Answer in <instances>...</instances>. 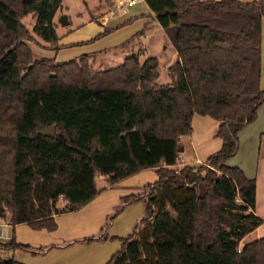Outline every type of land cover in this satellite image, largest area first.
Listing matches in <instances>:
<instances>
[{
    "label": "trees",
    "instance_id": "obj_1",
    "mask_svg": "<svg viewBox=\"0 0 264 264\" xmlns=\"http://www.w3.org/2000/svg\"><path fill=\"white\" fill-rule=\"evenodd\" d=\"M144 1L177 52L170 84L158 82L154 57L131 53L101 70L87 54L36 58L27 41L61 48L53 18L62 0H0V218L9 214L14 226L0 250L44 251L17 241L15 226L53 231L55 214L154 168L143 216L126 236H111L120 246L103 264H264V235L243 239L262 222L256 179L227 163L264 98V0ZM195 113L219 122L221 145L202 163L178 168L180 137L191 133ZM51 125L53 136L39 132ZM140 198L122 196L121 210ZM0 264L26 263L0 256Z\"/></svg>",
    "mask_w": 264,
    "mask_h": 264
},
{
    "label": "crops",
    "instance_id": "obj_2",
    "mask_svg": "<svg viewBox=\"0 0 264 264\" xmlns=\"http://www.w3.org/2000/svg\"><path fill=\"white\" fill-rule=\"evenodd\" d=\"M124 1L125 0H120L118 2L120 8L124 7L122 9V15L118 14L116 9H112L114 2L109 1L106 13L100 12L101 14L98 15L89 14V17H87L84 22L78 24V17L72 20L62 11V0L61 7L53 18L54 28L59 37L58 46L61 48L48 51L50 48L38 42L39 44L36 43L37 46L31 48V51H34L35 53H43L45 51L43 48H48L46 49L48 51L46 57L53 59L56 62H64L87 54L90 56L89 66L91 67V64L101 62L103 57L109 54H112L111 56L120 55L123 57V61L127 55L135 52V50L141 46L139 53L141 52L143 54V59H139L140 61H143L148 57H154L157 59L159 71L161 67L167 69L173 62H175L177 52L162 27L157 23L153 12L150 11L144 0L143 2L140 0L137 4L129 8L121 5ZM238 1L245 3L252 0ZM102 9L103 7L101 6L100 11H102ZM63 15L66 17L64 20V23L66 24L62 26L58 20H61ZM55 18H58V20H55ZM104 29H108L110 32L101 36L94 42H88ZM263 76L264 18L261 20V77ZM180 150H183V147H180ZM203 160L196 156L195 164L191 165L200 164ZM181 166L182 164L176 165L178 168ZM141 173L142 171L136 172L133 176L119 181L112 187L107 186L105 190L92 198L78 210L55 214V220L57 223L55 230L47 231L45 229H32V234L39 235V240L43 243L40 246L47 247L44 251L33 254L30 250L17 248L12 250L11 256L26 264L105 263L111 254L117 250L116 247L118 248V245L114 243L111 244L108 240H101V242L96 240L86 242L83 241L82 238L98 234L102 229L104 217L113 207L112 202L118 203V196L120 198L122 196L130 195L136 191L138 185H145L144 180L139 181L140 179L138 177ZM131 177H137V179L131 181ZM102 179L104 180V177H102ZM101 185H104V183ZM62 203L63 201L59 200L58 204ZM132 204L133 203L130 202L126 208L129 209ZM254 213L258 216L255 209ZM141 214L142 209L133 219H131L130 226L133 225L134 220ZM18 226L20 227V224L15 226V231ZM112 235L116 236L115 233ZM259 236L261 235L258 234L256 237ZM16 240L20 242L19 239ZM7 250L10 249L0 250V256L6 257Z\"/></svg>",
    "mask_w": 264,
    "mask_h": 264
},
{
    "label": "rangeland",
    "instance_id": "obj_3",
    "mask_svg": "<svg viewBox=\"0 0 264 264\" xmlns=\"http://www.w3.org/2000/svg\"><path fill=\"white\" fill-rule=\"evenodd\" d=\"M114 2L112 9H116L118 14H123V8H120L118 2L120 0H63L62 11L64 14H67L72 20L77 18L78 24L84 22L89 14L98 15L101 13H106L108 9V2ZM122 1V0H121ZM143 2V0H142ZM103 7L100 11V7ZM101 12V13H100ZM59 18V17H58ZM58 18H55V20ZM59 21V20H58ZM24 26L31 31L34 25V19L31 15H27L23 18ZM59 32V30H58ZM97 35V34H96ZM94 42V41H93ZM29 48H34L37 46L34 41H27ZM41 43V42H40ZM91 43V42H90ZM43 44V43H42ZM141 46H139L133 54H137L140 60L143 59V54L140 51ZM45 51L43 53H35L32 51L36 58H48L46 53L51 51V49L43 48ZM48 49V51L46 50ZM32 50V49H31ZM43 51V50H41ZM112 54L106 55L103 57L101 62H96L91 64L93 70L107 69L114 67L122 62L120 55L111 56ZM68 61V60H67ZM56 62V61H55ZM158 82L161 84H170V79L168 77L167 69L160 68ZM260 87L264 88V76H260ZM218 121L207 115L193 114L191 125L192 131L189 135H182L180 137V147H183V150L179 151L178 164L191 165L195 164L196 156L205 160V157L217 150L221 145V139L216 136V130L218 126ZM203 160V161H204ZM230 165L239 166L244 170L247 176L255 177L256 179V199H255V211L258 213V216L261 218L262 222L250 233H248L243 239L248 240L256 238V236L264 235V98L257 108L256 119L247 124L239 132V143L236 153L227 161ZM142 173L139 175V181H143L145 185H138L136 191L130 194L132 197H141L140 199L133 201L132 206L127 209L126 205L121 210V197L118 196V203L112 202L113 207L104 217L102 229L98 234H105L110 238L107 239H96V241H110L111 244L114 243L118 245L119 248V239L111 238L113 233L116 236H126L133 230V226L139 218L144 214V198L147 191L146 184L152 183L155 181L156 172L155 169H144L141 170ZM140 171V172H141ZM133 176V175H131ZM130 177V176H129ZM154 177V178H153ZM132 180H136L137 177H131ZM97 182L99 185L102 183L105 184V181L101 176H97ZM112 201V199H111ZM120 201V202H119ZM142 209V214L138 216L133 225L130 226L131 219H133L136 214ZM118 211V212H117ZM117 212V213H116ZM116 213V214H115ZM9 214H7V217ZM130 229V230H129ZM28 230V231H27ZM35 230V229H34ZM116 232H115V231ZM33 230L27 224L21 223L20 227L18 226L15 231L16 239H19L22 243H27L31 247L40 246L39 235H33ZM94 241V240H93ZM92 242V241H91ZM116 247V249H118ZM6 257H12V250H7ZM30 252V251H28ZM32 253V252H31ZM34 254V253H33Z\"/></svg>",
    "mask_w": 264,
    "mask_h": 264
},
{
    "label": "built area",
    "instance_id": "obj_4",
    "mask_svg": "<svg viewBox=\"0 0 264 264\" xmlns=\"http://www.w3.org/2000/svg\"><path fill=\"white\" fill-rule=\"evenodd\" d=\"M139 1L140 0H125L121 5L129 8L137 4ZM13 228L14 226L10 221V215L5 218H0V242H7L12 238Z\"/></svg>",
    "mask_w": 264,
    "mask_h": 264
},
{
    "label": "water",
    "instance_id": "obj_5",
    "mask_svg": "<svg viewBox=\"0 0 264 264\" xmlns=\"http://www.w3.org/2000/svg\"><path fill=\"white\" fill-rule=\"evenodd\" d=\"M65 18L66 17L64 15L61 17V20H59L60 25L63 26L64 24H66V23H64ZM39 132L42 133V134H45L47 136H53L54 132H55V127H54V125L41 126L40 129H39Z\"/></svg>",
    "mask_w": 264,
    "mask_h": 264
}]
</instances>
